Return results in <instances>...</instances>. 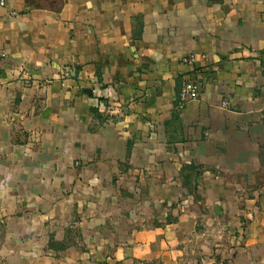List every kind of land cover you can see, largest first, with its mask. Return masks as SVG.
Instances as JSON below:
<instances>
[{
    "label": "crops",
    "instance_id": "obj_1",
    "mask_svg": "<svg viewBox=\"0 0 264 264\" xmlns=\"http://www.w3.org/2000/svg\"><path fill=\"white\" fill-rule=\"evenodd\" d=\"M3 1L0 264H251L264 0Z\"/></svg>",
    "mask_w": 264,
    "mask_h": 264
},
{
    "label": "built area",
    "instance_id": "obj_2",
    "mask_svg": "<svg viewBox=\"0 0 264 264\" xmlns=\"http://www.w3.org/2000/svg\"><path fill=\"white\" fill-rule=\"evenodd\" d=\"M4 1L0 0V6H3ZM3 54L0 53V59H2ZM183 64L194 67L195 66V59L194 57L190 56L187 59L183 60ZM198 99L197 94V87L195 82L192 80H184L182 81L179 91L177 93V108H182L184 105L195 101Z\"/></svg>",
    "mask_w": 264,
    "mask_h": 264
},
{
    "label": "rangeland",
    "instance_id": "obj_3",
    "mask_svg": "<svg viewBox=\"0 0 264 264\" xmlns=\"http://www.w3.org/2000/svg\"><path fill=\"white\" fill-rule=\"evenodd\" d=\"M251 257V264H264V251L256 250Z\"/></svg>",
    "mask_w": 264,
    "mask_h": 264
}]
</instances>
